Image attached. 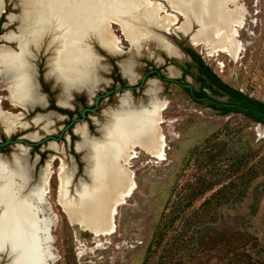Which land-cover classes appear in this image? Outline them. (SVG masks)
<instances>
[{
  "label": "bare ground",
  "instance_id": "6f19581e",
  "mask_svg": "<svg viewBox=\"0 0 264 264\" xmlns=\"http://www.w3.org/2000/svg\"><path fill=\"white\" fill-rule=\"evenodd\" d=\"M232 6V0H19L20 12L7 14L4 24L16 25L15 30L0 36L2 42L15 47L0 44V79L7 100L24 110L42 105L32 60L33 52H39L44 43L49 54L45 76L60 87L61 106L67 105L71 92L85 90L92 95L100 84L99 74L106 66L93 44L113 56L129 54L118 65L131 83L135 80L134 57L141 56L145 46L152 44L169 57L181 56L162 33L188 36L190 44L204 47L208 57L224 53L235 58L241 50L238 33L243 18ZM3 13L0 0V17ZM113 25L118 26L130 50L122 51V40ZM168 72L177 74L172 67ZM159 89L156 81L149 82L144 106H134L128 95L121 96L116 109L104 112L97 137L89 135L85 124L76 125L79 141L75 148L83 154L86 180L74 184L75 168L63 160L55 172L52 157L31 186L24 148L19 146L21 154L11 161L0 159V252L7 256L5 264H56L52 228L57 216L47 200L56 173L57 203L69 223L96 238L115 233L118 208L136 189L129 167L136 150L159 161L166 159L161 115L167 101L157 97ZM1 103L0 97V124L6 133L29 128L21 113L4 111ZM49 119V115H38L32 125L48 131ZM27 138L38 140L39 136L30 133ZM49 147L57 149L56 144Z\"/></svg>",
  "mask_w": 264,
  "mask_h": 264
},
{
  "label": "rangeland",
  "instance_id": "374dc122",
  "mask_svg": "<svg viewBox=\"0 0 264 264\" xmlns=\"http://www.w3.org/2000/svg\"><path fill=\"white\" fill-rule=\"evenodd\" d=\"M18 2L3 0L0 36L15 30L16 25L4 24L7 14L20 12ZM232 2L231 8L243 18L237 57L224 53L208 57L204 47L190 44L188 36L162 33L181 56L166 58L149 44L141 56L134 57L136 73L142 75L146 65L163 57L172 66L192 69L198 80L203 79L191 60L194 58L229 88L264 104V0ZM113 31L122 40V51L130 50L118 26L113 25ZM0 44L5 43L0 40ZM44 46L33 52L32 63L46 62L49 54ZM93 48L104 66L129 56L109 55L96 44ZM46 84L51 86L50 81ZM213 87L214 92L208 90L211 97L225 100L220 89ZM169 89L171 95L164 97L167 108L161 115L166 159L159 161L136 150L129 164L136 189L118 208L114 234L96 238L71 225L57 203V173L52 177L47 200L57 216L52 228L56 264H264V124L242 113L220 112L208 102L193 103L184 91L177 95L173 85ZM2 95L8 97V92L0 91ZM2 101L4 111L25 113ZM54 124L56 134L64 122ZM32 131L46 137L39 128ZM51 155L57 157L55 172L63 160L75 168L74 184L86 180L82 154L72 150ZM49 159L44 157L37 175ZM78 255H82L80 260Z\"/></svg>",
  "mask_w": 264,
  "mask_h": 264
},
{
  "label": "flooded vegetation",
  "instance_id": "af4514ba",
  "mask_svg": "<svg viewBox=\"0 0 264 264\" xmlns=\"http://www.w3.org/2000/svg\"><path fill=\"white\" fill-rule=\"evenodd\" d=\"M151 58H153V56ZM166 58L170 57L166 56ZM166 58L157 57L154 60V65H146L147 69L142 75H138L135 71L136 68H134L133 73L135 80L132 83L122 75L118 66L119 62L113 61V63L105 65V71L100 72L99 76L101 82L93 91L92 95L85 90L73 92L70 98H68L66 106H61L58 102L60 87H58L54 80L45 76V60L44 62L41 61L40 65L33 63L34 83L38 94L43 98L42 105L30 109H22L25 113L19 112L23 116V122L29 125V128L26 130L18 128L14 132L8 134L2 124H0V159L11 161L15 155L21 154L18 147L21 146L24 148V151H26L23 156L25 157L28 166L31 168L30 185L32 186L37 181V170L44 160V157H53L55 158V161L57 157L52 156L51 153L63 154L72 150L75 153H79L75 148L76 143L79 141V137L74 133L76 125L85 124L89 135L97 137L98 124L100 125L105 121L104 112L116 109L121 96L128 95L134 106L146 105L148 100L147 89L151 80L156 81L159 85L160 89L157 95L159 99H164L165 96L171 95L167 93L171 92L169 87L173 85L177 88V95H180V92L184 91L193 103L208 102L215 108H219L220 112L232 109H244L246 112L249 111V107L240 104L232 94L217 86L216 87L220 89L221 94L226 96V99L220 100V98L214 99L211 97L208 90L210 92L215 91V88L213 87L214 83L210 74L206 72L207 70L201 68L195 63L196 60L194 58L191 60H193V63L196 65L195 69L203 79L198 80L195 74H193L192 69H188L187 67L176 68L172 66V62ZM158 59L160 62H158ZM33 60L35 61V58ZM114 65L117 66L119 70H116ZM137 66L138 64H136L135 67ZM170 67L177 72L176 76L169 75L168 69ZM46 81H50L51 86L50 84L48 86ZM0 85L2 86L0 87L1 92L4 93L7 91L5 84L1 82ZM176 94H174V96ZM1 98L7 101L8 105L11 106L6 96L2 95ZM2 104L3 101L1 103V109L3 110ZM251 112H258L255 117H262L261 121L264 122V111L252 110ZM38 115L50 116L49 122H51V124L48 131H44L42 126L36 127L32 125L33 118ZM251 120L256 122L254 121L255 119ZM54 122H64L63 126L58 129L56 134L52 128L55 125ZM33 128L41 129L45 132L46 137L40 136L39 132L32 131ZM30 133H36L39 136V139L30 140L27 138V135ZM51 143L58 144L56 145L58 146L56 150L49 147ZM60 143L63 144L62 147L59 145ZM44 145L47 146L43 147ZM46 151L47 153H45ZM6 261L7 256L4 253H1L0 264H5Z\"/></svg>",
  "mask_w": 264,
  "mask_h": 264
},
{
  "label": "trees",
  "instance_id": "16d2710c",
  "mask_svg": "<svg viewBox=\"0 0 264 264\" xmlns=\"http://www.w3.org/2000/svg\"><path fill=\"white\" fill-rule=\"evenodd\" d=\"M198 65L201 68H205V70H207L206 72H208L210 74V77H211L215 86L219 87L220 89H222L224 91H228L230 94H232L233 97H235V99L240 104H242L246 107H249V111H247V112L242 110V109H232L229 111L242 113L251 119H255L254 121H256L257 123L264 124V122L261 121L262 117H260V116L255 117V115H257L258 112H253V113L251 112L252 110L264 111V104L262 102H259L257 100L252 99V98L244 96V95L240 94L239 92L229 88L226 84H223L214 74H212L206 67H204V65L202 64V62L200 60H198Z\"/></svg>",
  "mask_w": 264,
  "mask_h": 264
},
{
  "label": "water",
  "instance_id": "95a60500",
  "mask_svg": "<svg viewBox=\"0 0 264 264\" xmlns=\"http://www.w3.org/2000/svg\"><path fill=\"white\" fill-rule=\"evenodd\" d=\"M94 49V48H93ZM178 52H179V50H178ZM73 92H71V94H72ZM244 110V109H243ZM245 111V110H244ZM82 156H83V154H82ZM81 159H82V157H81ZM82 161V160H81Z\"/></svg>",
  "mask_w": 264,
  "mask_h": 264
}]
</instances>
